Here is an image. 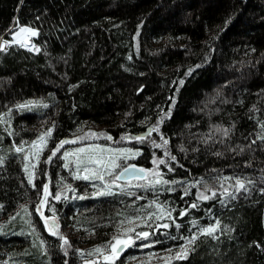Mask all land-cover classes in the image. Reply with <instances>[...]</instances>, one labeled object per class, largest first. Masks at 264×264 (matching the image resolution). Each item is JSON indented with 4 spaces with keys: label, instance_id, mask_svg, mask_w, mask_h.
<instances>
[{
    "label": "trees",
    "instance_id": "16d2710c",
    "mask_svg": "<svg viewBox=\"0 0 264 264\" xmlns=\"http://www.w3.org/2000/svg\"><path fill=\"white\" fill-rule=\"evenodd\" d=\"M20 25L39 29L34 44L40 51L18 44L0 49V157L5 161L0 165V264H83V259L106 264L89 253L111 239L122 218L118 213L130 215L141 206L152 210L148 200L153 198L188 206L196 187L183 199L182 188L167 192L160 186L133 188L134 195L118 191L93 197L82 195L92 191L91 183L70 177L76 192L69 190L64 200L44 208L52 216L55 207L60 231L72 244L68 255L35 211L42 182L51 178L50 185H62L59 177L66 178L61 151L47 161L60 139L69 140L63 148L93 140L142 148L130 162L153 167V153L163 156V149L154 148L150 139L141 143L121 137L147 132L172 97L176 103L161 130L183 167L172 162L171 172L161 164L165 178L204 177L216 183L212 177L224 175L231 178L224 184L229 188L237 176L254 183L235 197L217 193L184 217L177 208L179 229L153 225L154 235L143 241L149 246H129L116 264H163L167 250H177L195 230L193 216L201 224L218 217V239L200 235L189 258L172 264H264V193L259 190L264 187V140L259 139L264 135V0H0V42ZM190 67L193 71L185 75ZM29 100L43 103L14 107ZM53 122L33 188L24 170L25 152L15 149L30 144ZM214 125L230 129L228 136ZM90 130L108 132L112 139L92 136ZM74 135L83 139L70 143ZM151 138L160 141L157 132ZM57 187L52 186L55 192ZM23 205L31 213L35 239L11 229L9 218L20 216ZM68 227L78 235L69 236ZM40 239L46 244L40 245ZM77 249L85 250L83 257ZM148 253L154 254L151 260Z\"/></svg>",
    "mask_w": 264,
    "mask_h": 264
},
{
    "label": "snow or ice",
    "instance_id": "6c2138e0",
    "mask_svg": "<svg viewBox=\"0 0 264 264\" xmlns=\"http://www.w3.org/2000/svg\"><path fill=\"white\" fill-rule=\"evenodd\" d=\"M229 20L231 17L228 18ZM227 23V21H226ZM11 35L15 38L14 40L3 39L0 42V49L7 51V46L10 44H19L25 48H31V50L39 52L40 48L34 44L31 37L39 35V29L32 27L30 25H20L17 30L11 32ZM139 35V33H137ZM131 59V57H129ZM194 67H199L195 65ZM193 68H189L185 75L191 74ZM184 83L183 79H180V84ZM179 91V88H177ZM43 103L42 101L29 100L23 104H17L14 107L24 109L31 105ZM176 97L171 98V104L167 110L161 109L162 115L157 118L156 123L149 124V131L140 134H124L122 140H136L141 143L147 142L149 139L154 148L163 149V156H157L155 153L152 155V165L151 168H145L139 164L131 163L130 161L141 155L143 152L142 148L135 147H116L113 148L107 144H82L80 147L73 148L68 151L63 152V167L70 169V175L75 179H83L85 181H90L92 191L90 193H84L82 195H91L93 197H101L107 195H113L116 192L126 191L128 195H134L133 188L143 187V188H153L156 189L160 186V191L176 192L177 188H182L180 192V197L183 199L185 196H189L192 193V188L196 187L195 198L188 202V206H181L179 202L174 206L168 201L161 202L158 198H153L148 200V208L152 210H147L145 206L137 208L133 214L126 215L123 211L118 213L122 218L116 222L115 231L113 232L111 239L105 241L103 244L96 245L89 253L90 256H94L97 261L106 262V264H116L117 259L120 257L122 251L129 246H139L146 247L143 241L148 240L154 235V232L150 231L155 225L157 228H163L165 230L171 228L175 224V228H180V222L177 220V208H179L178 216L184 217L186 214H191L190 209H197L202 207V201H208L217 196V193L224 197H228L231 194L232 197L236 196V193L240 192L242 189L245 191L249 190V187L254 183V181L249 180L247 177L241 178L239 176L235 177V183L229 187H225L226 181L231 179L228 176L219 175L212 177L216 183H210L201 177L199 180L188 179L186 177H176L174 179H166L163 169L160 168L161 164L167 166L168 170L171 172L175 171V167L172 162L176 165H180L181 161L177 158L176 154H173L169 148V138L161 130V125L165 118H169L172 115V108L175 106ZM47 105H45L46 107ZM11 114V109H9V115ZM5 123H10V120L4 121ZM216 131H223L224 136H228L230 129L223 128L220 125H214ZM261 128H264V123L261 124ZM55 129V122H53L51 127L42 131L36 139L32 140L30 144L24 143L23 146H17L16 152H25L24 159L26 161H31V163L24 164V170L26 172L28 182L33 188H37L35 182L36 176V165L39 163L44 149L48 147L49 140L52 137V133ZM157 132L160 135V141L157 142L155 138H151V133ZM11 134V133H10ZM90 135L92 136H106L109 140L112 136L108 132H93L90 130ZM72 142H77L83 139L82 136L74 135ZM211 137L205 138V143ZM259 139L264 140V135H261ZM69 142L68 138L60 139L55 143V147L50 148V154L47 155V161L51 163L53 158L57 156V153L61 151L63 146ZM182 151H185L184 146L180 145ZM221 155L222 153H217ZM167 157V159H165ZM4 158L0 157V165L4 163ZM248 163V162H246ZM61 181L64 183L61 185L58 183V189L53 195L50 189L51 178L49 182H42V191L40 192L39 202L35 208V211L39 213L40 217L43 219L44 226L47 231L53 236L60 238V247L64 250L65 255H68L69 248L72 247L69 237L60 231L61 224L59 217L55 214L56 209L52 206L51 210L53 212L52 216L46 215L44 208L49 206V196H52L54 200L59 201L62 197H67V192L71 190L73 193L76 192L75 186L69 183L63 176L60 177ZM121 181H127V184L121 183ZM134 181H145V183H134ZM216 184L220 187L217 188ZM164 185H170L165 188ZM234 189V190H232ZM260 192L264 193V187H261ZM39 191V189H38ZM82 198V197H81ZM133 204L135 201L132 202ZM224 203V201H221ZM3 205H0L2 208ZM24 209V214L28 217V223L31 225V213L28 211L27 205L22 206ZM207 212L211 215L212 210L209 208ZM19 215V213H17ZM15 217H10L9 219H14ZM108 223H111L110 221ZM221 221L217 217L214 223L201 224L200 219L197 216H193L191 224L194 231L191 232L190 236L183 237L184 244H181L177 250L169 249L166 252V258L163 264H172L173 260H186L189 258L190 253L195 251L193 247L200 235H207L213 239H218L217 232L221 228ZM143 225L144 227L138 226ZM34 228V225H32ZM3 226L0 225V231H2ZM95 232V229H92ZM169 238H171V233H168ZM137 241H140L137 244ZM40 245H45L46 241L40 239ZM151 244L157 243L156 240H151ZM47 252V248L43 249ZM77 251L83 257L85 250L77 249ZM148 259L151 260L153 253H148ZM64 264H68L67 261ZM83 264H94L92 259H83ZM143 264V262H141Z\"/></svg>",
    "mask_w": 264,
    "mask_h": 264
},
{
    "label": "rangeland",
    "instance_id": "374dc122",
    "mask_svg": "<svg viewBox=\"0 0 264 264\" xmlns=\"http://www.w3.org/2000/svg\"><path fill=\"white\" fill-rule=\"evenodd\" d=\"M17 28H18V26L15 28V29H13L12 31H14V30H17ZM11 31V32H12ZM11 32H10V37L8 38V40H14L15 38L11 35ZM36 37V36H35ZM35 37H31V40H32V42L34 43V40H35ZM5 39H7V38H5ZM13 44H15V43H13ZM19 45V44H18ZM30 48V47H29ZM2 50V49H1ZM92 143H95V144H102L101 142H99V141H97V140H93V141H89V142H85V143H80V144H73V145H69V146H67V147H64V148H62V150H61V157H62V159H63V152L64 151H68V150H71V149H73V148H77V147H80L82 144H92ZM103 145V144H102ZM113 147V146H112ZM113 148H116V147H113ZM45 150V149H44ZM27 151V149H25V152ZM64 162V161H63ZM25 163H31V161H26L25 160ZM39 165V163L36 165V168H37V166ZM146 168V167H145ZM65 173H64V175L66 176V178H65V180H67L68 178H70V177H72L71 175H70V169H66L65 168ZM64 177V176H63ZM73 178V177H72ZM59 179H60V177H59ZM73 179H75V178H73ZM69 180V179H68ZM67 180V181H68ZM75 180H83V179H75ZM83 181H85V180H83ZM62 182H64V181H62ZM85 182H89V183H92V182H90V181H85ZM140 181H134V183H139ZM145 182V181H144ZM121 183H123V184H127V181H125V182H122L121 181ZM57 185H58V182H56L54 185H50V189L52 190V192H53V195L55 194V191H54V189L52 188V186H56L57 187ZM57 189H58V187H57ZM67 196H68V192H67ZM49 203L51 204L52 202L53 203H55L57 200H54L53 198H52V196H49ZM61 199H65V197H62ZM10 225H11V229H17L18 228V230H19V232H23V233H27L28 235H30L33 239H35L36 237H35V235L33 234V232H32V228H31V226H30V224L28 223V217H26L25 216V214H24V212L22 213V214H20V216H16L11 222H10ZM66 233L69 235V236H76V235H78V230L76 229V228H70V227H68V229H67V231H66Z\"/></svg>",
    "mask_w": 264,
    "mask_h": 264
},
{
    "label": "water",
    "instance_id": "95a60500",
    "mask_svg": "<svg viewBox=\"0 0 264 264\" xmlns=\"http://www.w3.org/2000/svg\"><path fill=\"white\" fill-rule=\"evenodd\" d=\"M148 131H149V129H148ZM148 131H147V132H148ZM70 143H74V142H72V139H70ZM122 182H125V181H122Z\"/></svg>",
    "mask_w": 264,
    "mask_h": 264
},
{
    "label": "bare ground",
    "instance_id": "6f19581e",
    "mask_svg": "<svg viewBox=\"0 0 264 264\" xmlns=\"http://www.w3.org/2000/svg\"><path fill=\"white\" fill-rule=\"evenodd\" d=\"M34 219V218H33Z\"/></svg>",
    "mask_w": 264,
    "mask_h": 264
}]
</instances>
